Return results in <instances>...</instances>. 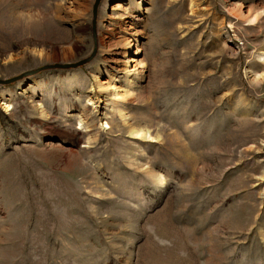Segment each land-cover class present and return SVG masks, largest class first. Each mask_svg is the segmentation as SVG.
Returning <instances> with one entry per match:
<instances>
[{
    "label": "rangeland",
    "instance_id": "obj_1",
    "mask_svg": "<svg viewBox=\"0 0 264 264\" xmlns=\"http://www.w3.org/2000/svg\"><path fill=\"white\" fill-rule=\"evenodd\" d=\"M94 1L0 0V264H264V0Z\"/></svg>",
    "mask_w": 264,
    "mask_h": 264
},
{
    "label": "water",
    "instance_id": "obj_2",
    "mask_svg": "<svg viewBox=\"0 0 264 264\" xmlns=\"http://www.w3.org/2000/svg\"><path fill=\"white\" fill-rule=\"evenodd\" d=\"M100 3V0H95L94 1V4H93V8H92V14H93V17L95 18L96 16V12H97V7H98V4ZM94 25V23H93ZM92 56V55H91ZM82 63H84V60H80L78 62H75V63H67V64H63V65H57V66H60V67H63V68H67V67H76V66H79L81 65ZM38 71V70H36ZM36 71H28V72H25V73H22L20 75H17L15 77H11V78H7V79H0V84H9L13 81H16L20 78H22L23 76L25 75H28V74H32Z\"/></svg>",
    "mask_w": 264,
    "mask_h": 264
},
{
    "label": "bare ground",
    "instance_id": "obj_3",
    "mask_svg": "<svg viewBox=\"0 0 264 264\" xmlns=\"http://www.w3.org/2000/svg\"><path fill=\"white\" fill-rule=\"evenodd\" d=\"M231 14L238 19H241L243 21H249L250 23H253L254 21L257 20L256 14L251 17L248 12L244 13L240 9H237V8L233 9L231 11Z\"/></svg>",
    "mask_w": 264,
    "mask_h": 264
}]
</instances>
